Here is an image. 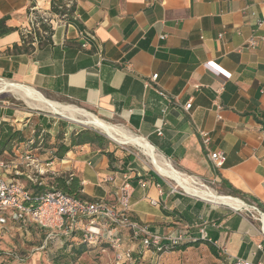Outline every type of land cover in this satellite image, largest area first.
Returning <instances> with one entry per match:
<instances>
[{
    "label": "crops",
    "instance_id": "crops-1",
    "mask_svg": "<svg viewBox=\"0 0 264 264\" xmlns=\"http://www.w3.org/2000/svg\"><path fill=\"white\" fill-rule=\"evenodd\" d=\"M33 7L53 21L36 35L27 33ZM3 18L12 30L0 36L1 79L118 118L184 174L211 180L223 195L246 204L237 208L179 191L112 142L105 149L75 145L63 158H42L56 176L81 178L89 201L120 208L118 192L127 180L132 220L160 234L198 236L205 229L213 240L163 253L135 242L139 264H229L228 256L264 262L262 221L250 207L264 212V0H74L64 20L52 0H0ZM1 122L27 125L7 104H0ZM202 130L210 134L207 145ZM217 150L227 156L221 167L210 157ZM16 170L7 168V176L26 178ZM9 224L27 234L37 229L46 238L51 231L35 221L0 226Z\"/></svg>",
    "mask_w": 264,
    "mask_h": 264
},
{
    "label": "built area",
    "instance_id": "built-area-1",
    "mask_svg": "<svg viewBox=\"0 0 264 264\" xmlns=\"http://www.w3.org/2000/svg\"><path fill=\"white\" fill-rule=\"evenodd\" d=\"M73 4L74 0H65L58 4V8L61 10L58 12L61 19L64 20L69 16V10ZM263 22L261 21V23ZM44 24L52 25L53 21L45 13L40 12L37 7H33L30 13V28L27 33L36 35V30ZM86 36L89 39H95V34L93 33H86ZM249 43L254 46L257 41L251 38ZM208 63L211 64L212 62ZM152 77L156 80L158 74H154ZM160 93L166 96L164 91H160ZM191 105L192 102H188L185 108L189 110ZM219 117L221 116L219 115ZM159 133L161 134L162 132L159 131ZM200 133L203 137V142L206 145L209 144L210 134L203 130ZM33 143V139L29 140L27 144L29 149H26L21 156L22 164L26 163L28 168L31 166L30 162L37 161L40 166L37 170L42 173L48 167V164L41 162L33 155L30 148ZM210 157L216 167L223 166L227 159L226 153L222 150L212 151ZM13 163V161L10 163L0 161V224L4 225L9 221H35L51 230L47 234V241L52 238V229L57 225L66 234L72 233L76 228L82 229L85 241L98 240L107 233L110 237V243L119 252L118 257H124L126 260L132 259V252L130 249L124 248L125 235L120 233L123 230L128 232L131 241L140 242L146 249L157 253L168 252L177 246L186 245L187 243L199 241L213 243L205 229H201L198 236L189 232L160 234L152 231L148 224L132 220L129 211L133 186L127 180H125L118 192L117 200L120 208L104 200L89 201L81 199L54 187L34 197L31 191L27 189V184L7 176L6 169L17 166L13 165ZM17 173L25 174L34 184H42L38 178L34 176L35 179L25 171L18 170ZM33 200L38 202V204L31 203ZM153 203L157 204L156 201H153ZM250 207L256 213L257 218L262 221V231L264 232V212L257 205H250ZM100 219H104V222H101ZM227 259L229 264H264V262H254L249 258L240 256H228Z\"/></svg>",
    "mask_w": 264,
    "mask_h": 264
},
{
    "label": "rangeland",
    "instance_id": "rangeland-1",
    "mask_svg": "<svg viewBox=\"0 0 264 264\" xmlns=\"http://www.w3.org/2000/svg\"><path fill=\"white\" fill-rule=\"evenodd\" d=\"M2 81L3 79L1 80L0 78V82ZM9 91L10 90H0V104H7L16 108L18 110V117L20 119L22 118L24 122H27V120L29 119L27 125H25L23 128H27V135L30 136L29 139L34 140V143L32 144V146H34L32 152L33 155L40 160L42 158L47 160V158L49 159L53 155L52 150H45V148L43 147L42 137L45 136L47 131L43 129V127H40V116L49 117L50 119H52V121L56 120V125H54L50 129L52 141L54 137L58 134V132L61 133V141H69L70 136L73 132L75 133L83 128H89L92 130L99 131L103 133L106 137H108L102 130L93 125L71 120L65 115L52 111L50 108L37 105V103L33 100H26V98L22 95L16 94L15 92L13 93V91H10V93ZM36 91L49 100L56 101L60 104H63L64 106H73L78 109L84 110L85 112L91 115H94L96 117L99 116L100 119H104V121L106 122H109L115 126L122 127L125 130L132 132L127 127H125L124 124L118 118H104L99 115L94 109L88 106L76 103L69 99L52 98L47 94H44L40 90ZM79 119H83V117L80 115ZM38 131L41 135L35 137L34 135ZM132 133L137 135L134 132ZM110 140L113 144L125 147L134 152L138 160L137 166H143L147 169L155 170L157 172L155 167L151 165L149 158L141 151L138 146L130 143L118 142L111 138ZM52 141H50L49 143H51ZM36 142L38 143L36 144ZM57 142L59 143L60 140L57 139ZM25 148H27V144L15 143L13 146H11V148H6L0 153V161L9 163L13 161V165H17L16 168L21 169L22 159L20 156L25 150ZM30 165V167L26 168L27 174H30L33 177L35 176L36 178H38V180L42 179L43 184H49L52 181L53 176H56L53 172L47 171V167L44 169V172H38L37 169L40 168V166L37 161L30 162ZM172 165L180 172L185 173L179 168H177L173 163ZM163 177L169 182H171L177 190L188 193L172 179L167 178L165 176ZM196 179L200 183H203L207 187L217 192L218 194H223L218 190V188L215 186V184H213L211 180L204 181L200 178ZM21 180L24 181V183L27 185L30 184V180L27 176L26 178H21ZM6 226H0V264H53L54 257L60 252V250L63 249L64 246H67V251L69 252L72 250L73 246H80L81 243L86 244V250L84 251V253H82L76 258L75 264H139V261L136 260L137 249L133 245V243L135 242L132 241V243H128V240H126V238L123 245L125 249L131 250V260H126L124 257H118L119 252L110 243V237L107 233L98 240L84 241V239H81L80 234H77L75 236H72L71 233L66 234L57 225L55 228L52 229V238L54 237V239L50 238V240L47 241V238L44 240V235L37 229L32 231V233L27 234L23 233V231L19 228L18 225L9 224ZM124 232L126 231L123 230L120 233L124 235ZM42 240L44 242H42Z\"/></svg>",
    "mask_w": 264,
    "mask_h": 264
},
{
    "label": "trees",
    "instance_id": "trees-1",
    "mask_svg": "<svg viewBox=\"0 0 264 264\" xmlns=\"http://www.w3.org/2000/svg\"><path fill=\"white\" fill-rule=\"evenodd\" d=\"M53 3V10L56 12H60L61 10L58 8V4L60 1L58 0H52ZM44 29L50 30L49 27H45ZM12 28L8 27L6 25V19L3 18L0 20V36H3L9 32H11ZM32 38L31 36H28ZM23 40L26 42L25 36H23ZM40 123L43 129H45L47 132L45 136L42 137L43 147L49 150H52L53 155L52 157L57 158H63L65 154L71 149L72 146L75 145H83L86 143L95 144L101 147L102 149H105L106 145H108L111 141L108 139L103 133L92 130L89 128H83L77 132H73L70 136V143L67 144L64 141H61V133L58 132V134L54 137L52 141L51 137V131L50 129L53 127L52 123H47L46 121H43V119L40 118ZM38 135H41L40 132L35 133V137ZM30 136L27 135V128L17 129L13 125H11L9 122H1L0 123V153L5 150L6 148H11L15 143L22 144L27 143V141L31 140L29 139ZM57 139L60 140V142H57ZM52 141L51 143H49ZM38 142H36L37 144ZM31 149L34 148V146H30ZM55 149V150H54ZM104 153H107L109 155L111 161L115 159L114 153L110 151L103 150ZM43 180L40 179L39 182H42ZM27 189H29L34 197L49 191L52 189V187L63 191L66 194L73 195L76 197H79L81 199H86V196L83 194L82 189V180L78 176L75 175H60V176H53L52 181L49 184H34L30 181V184H28ZM233 192L240 194L237 190L233 189ZM35 203V205L38 204L36 201H32L31 203ZM101 222H104V219H100ZM77 234H80L81 239H84V231L80 228H76L71 235L75 236ZM46 238V234L44 236V239ZM51 239H54L51 238ZM50 240V239H49ZM85 241V240H84ZM185 245L177 246L175 249H182L185 248ZM86 250V244L81 243L80 246H73L71 251H67V246H64L62 250L54 257L53 264H75L76 258L84 253Z\"/></svg>",
    "mask_w": 264,
    "mask_h": 264
},
{
    "label": "bare ground",
    "instance_id": "bare-ground-1",
    "mask_svg": "<svg viewBox=\"0 0 264 264\" xmlns=\"http://www.w3.org/2000/svg\"><path fill=\"white\" fill-rule=\"evenodd\" d=\"M0 90L13 91V93L15 92L16 94H20L25 97L26 100H33L37 103V105L50 108L52 111L65 115L71 120L93 125L118 142L130 143L138 146L141 151L149 158L151 165H153L161 175L172 179L185 191L192 195L199 196L214 202L228 204L237 208L246 206L242 200L232 196L230 197L223 194H218L203 183H200L196 178L180 172L174 168L171 162L158 154L146 139L135 135L122 127L115 126L76 107L64 106L63 104H60L56 101L49 100L36 90L20 83L3 79V81L0 82ZM80 115L83 117V119H79Z\"/></svg>",
    "mask_w": 264,
    "mask_h": 264
},
{
    "label": "water",
    "instance_id": "water-1",
    "mask_svg": "<svg viewBox=\"0 0 264 264\" xmlns=\"http://www.w3.org/2000/svg\"><path fill=\"white\" fill-rule=\"evenodd\" d=\"M108 137H110L108 134H106ZM110 138H112V137H110ZM113 139V138H112ZM113 140H115V139H113ZM160 174V173H159ZM229 196H231V195H229Z\"/></svg>",
    "mask_w": 264,
    "mask_h": 264
}]
</instances>
